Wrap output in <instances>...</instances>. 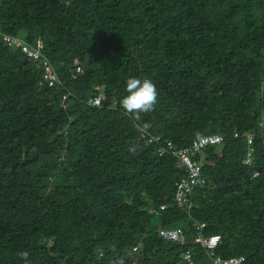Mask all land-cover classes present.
<instances>
[{"label": "trees", "instance_id": "obj_1", "mask_svg": "<svg viewBox=\"0 0 264 264\" xmlns=\"http://www.w3.org/2000/svg\"><path fill=\"white\" fill-rule=\"evenodd\" d=\"M0 28L43 43L0 38V264H213L195 222L217 254L264 264V0H0ZM130 77L154 81L150 111L121 107ZM165 140L202 158L190 210Z\"/></svg>", "mask_w": 264, "mask_h": 264}, {"label": "built area", "instance_id": "obj_2", "mask_svg": "<svg viewBox=\"0 0 264 264\" xmlns=\"http://www.w3.org/2000/svg\"><path fill=\"white\" fill-rule=\"evenodd\" d=\"M0 38L6 42L8 45H15V46H22L23 50L28 52L31 56L35 58H39L41 56V53L38 49H31L27 43H25L22 39L19 37H16L11 34H7L3 32L0 28ZM41 45V43L39 44ZM45 74L44 77L49 81L50 84H54L55 80L57 79V74L53 70L52 65L45 61ZM78 70H81V67L78 66ZM101 100L100 96H97L94 98L93 103L99 104ZM149 141H159L161 142L160 137L156 136H150ZM223 141V137L221 135H200L195 141H194V149H201L204 146H207L211 143H221ZM252 141V136L249 135V142ZM163 146H160L159 151L160 154H163L167 151V146L171 147L172 150H174V153L180 154L182 159L187 164V176L185 178H182V180L176 182L177 190L175 194V200L179 205L185 206L187 208H190L192 206V194H193V188L196 185H203L205 183V178L202 176V163L201 160H193L191 156L189 155V149H176V145L172 143L170 140H165L163 142ZM248 157H251V150L248 152ZM257 173V172H256ZM164 208L165 206H161ZM205 224H197V228L199 230H202L204 228ZM159 234L168 240H174V239H183V229L180 227H160L159 228ZM196 241L200 242L204 247H208L210 249L217 246V244L220 241V235H212L210 237H206L203 234H200L196 237ZM211 256L214 260V264H245L246 257L244 255H237L232 257H222L220 255H216L215 252L211 251ZM185 258L189 264H196L195 260L193 258V255L191 252L187 251L185 253Z\"/></svg>", "mask_w": 264, "mask_h": 264}, {"label": "clouds", "instance_id": "obj_3", "mask_svg": "<svg viewBox=\"0 0 264 264\" xmlns=\"http://www.w3.org/2000/svg\"><path fill=\"white\" fill-rule=\"evenodd\" d=\"M7 34H10V33H7ZM11 35H13V34H11ZM14 36L19 37L20 39H22L25 43H27V45L31 49H38L40 51V53H41V48L43 47V43H42V41L40 39H37V43L34 45V44L28 43L27 40L24 39V37H22L20 35H14ZM40 43H41V45H39ZM9 46H11V45H9ZM13 46H15V45H13ZM26 53L28 55H30L28 52H26ZM77 71H78V74H79L82 71V68H81V70H78L77 69ZM44 74H45V71L42 73V82L47 81L49 86H54L59 81V79L57 77V79L55 80V83L54 84H50L49 81L44 77ZM97 96H100L101 97V100H100V103L99 104H96V105H100L101 104V101L103 99L102 93L98 94ZM97 96H95V97H97ZM95 97L91 98L90 99V102L93 103V100H94ZM157 97H158L157 87H156V85H155V83H154L153 80H151L150 78L130 77L127 80V82H126V94L121 97V99H120V105L128 113L135 114L137 112H147V111H150L154 107V105L157 102ZM93 104H95V103H93ZM249 135L252 136V140H253V134H247L248 142H249ZM150 136H153V135L147 134V133H143V137H145L148 141H149L148 138ZM235 136L238 137L239 136V133L236 132L235 133ZM153 137H156V136H153ZM201 160H202V158H201ZM193 205H194V201H193V195H192V206ZM164 206H166V204H164ZM192 206L190 208H187L185 206H182V207L186 208L187 210H190L192 208ZM197 224H202V223L195 222L196 228H197ZM203 224H205V226H204V228H205L206 227V223H203ZM159 228H158V232H159ZM170 228H172V227H170ZM180 228H182V227H180ZM204 228L202 230H199L197 228V230L199 231L198 234H197V236L200 235V234H203L206 237H210L212 235H220V241H219V243L217 244V246H215L212 249H210L208 247H204L200 242L196 241L195 239H196L197 236L194 238V242L197 243V244H199L206 251V253L208 254V256L211 259L212 263L214 264V260H213V258L211 256V251L213 250L216 255H220V254H217L216 253V249L219 246L222 237H221V234H219V233L207 235L203 231ZM184 235L185 234H184V229H183V239L182 238H179V239H174V240H169V241H181L182 243H185L186 240H185V236ZM166 240H168V239H166ZM133 250L136 251L137 250V246H135L133 248ZM187 251L191 252L190 250H187ZM185 253H184V256L183 257H184L185 261L187 262V260L185 258ZM191 254L193 255L192 252H191ZM22 256L25 258L26 264H27V258L29 256L28 252H23L22 253ZM220 256H222V255H220ZM222 257H225V256H222ZM230 257H232V256H230ZM193 258H194V256H193ZM225 258H228V257H225ZM187 264H189V263L187 262Z\"/></svg>", "mask_w": 264, "mask_h": 264}, {"label": "rangeland", "instance_id": "obj_4", "mask_svg": "<svg viewBox=\"0 0 264 264\" xmlns=\"http://www.w3.org/2000/svg\"><path fill=\"white\" fill-rule=\"evenodd\" d=\"M23 34H20V36H22ZM158 219V218H157ZM159 223V221L157 222V224Z\"/></svg>", "mask_w": 264, "mask_h": 264}]
</instances>
